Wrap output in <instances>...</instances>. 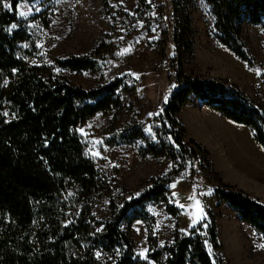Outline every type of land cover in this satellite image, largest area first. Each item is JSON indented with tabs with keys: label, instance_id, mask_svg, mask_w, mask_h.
I'll return each instance as SVG.
<instances>
[{
	"label": "trees",
	"instance_id": "trees-1",
	"mask_svg": "<svg viewBox=\"0 0 264 264\" xmlns=\"http://www.w3.org/2000/svg\"><path fill=\"white\" fill-rule=\"evenodd\" d=\"M22 1L0 4V264H138L129 229L136 220L149 230L148 257L158 264H227L220 254L214 218L203 219L172 242L159 246L153 236L151 202H164L170 212V186L192 162L202 168L212 162L209 151L186 139L178 115L192 97L235 123L249 127L264 147V105L228 79L193 76L186 72V55H193V0H172L167 17L175 46L170 82L172 91L157 116L153 135L132 121L108 138L111 145L142 140L143 154L168 157L173 170L152 178L136 196L111 200L110 215L94 214L100 194L111 181L87 153L78 128L99 112L119 106L122 94L135 95L134 80L125 77L95 87L31 64L37 40L18 11ZM215 18L219 41L248 60L245 29L264 27V0H205ZM28 45L30 49L24 47ZM109 51L103 44L95 55L57 59L56 67L96 70ZM7 113V115H5ZM215 196L239 218L264 235V201L237 186L223 183ZM115 257L103 260L98 253Z\"/></svg>",
	"mask_w": 264,
	"mask_h": 264
},
{
	"label": "rangeland",
	"instance_id": "rangeland-1",
	"mask_svg": "<svg viewBox=\"0 0 264 264\" xmlns=\"http://www.w3.org/2000/svg\"><path fill=\"white\" fill-rule=\"evenodd\" d=\"M10 7L11 0H0ZM172 0H34L22 1L18 11L37 40L35 54H25L33 65L51 69L84 87H95L119 77L134 80L135 95L122 94L119 106L99 112L78 130L87 153L111 181V189L100 194L94 207L98 219L110 215L111 200L138 195L157 176L175 166L168 157L143 154L144 144L111 145L108 138L123 126L138 121L153 135L156 118L172 91L175 46L167 17ZM193 55L184 54L186 72L193 76L228 79L237 83L264 105V27L248 24L245 45L249 59L235 55L217 37L215 18L205 0H193ZM103 44L109 51L96 70L72 71L56 67L57 59L70 55H95ZM25 48L30 49L28 45ZM179 120L186 139L196 140L209 151L212 162L197 170L189 162L170 186L169 203L151 202L152 234L159 246L172 242L178 232L189 231L203 219L214 218L227 264H264V235L242 221L226 202L214 194L221 182L237 186L264 201V147L252 130L223 117L192 97ZM138 264H158L148 257L149 230L142 220L129 229ZM103 260L115 254L98 253Z\"/></svg>",
	"mask_w": 264,
	"mask_h": 264
},
{
	"label": "snow or ice",
	"instance_id": "snow-or-ice-1",
	"mask_svg": "<svg viewBox=\"0 0 264 264\" xmlns=\"http://www.w3.org/2000/svg\"><path fill=\"white\" fill-rule=\"evenodd\" d=\"M5 115H7V113H5Z\"/></svg>",
	"mask_w": 264,
	"mask_h": 264
}]
</instances>
